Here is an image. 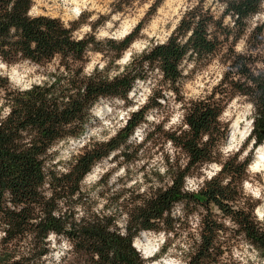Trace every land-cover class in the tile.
Returning a JSON list of instances; mask_svg holds the SVG:
<instances>
[{
	"label": "clouds",
	"instance_id": "9594fccd",
	"mask_svg": "<svg viewBox=\"0 0 264 264\" xmlns=\"http://www.w3.org/2000/svg\"><path fill=\"white\" fill-rule=\"evenodd\" d=\"M0 264H264V0H0Z\"/></svg>",
	"mask_w": 264,
	"mask_h": 264
},
{
	"label": "trees",
	"instance_id": "16d2710c",
	"mask_svg": "<svg viewBox=\"0 0 264 264\" xmlns=\"http://www.w3.org/2000/svg\"><path fill=\"white\" fill-rule=\"evenodd\" d=\"M23 167V171H22V178L26 179L27 176L29 175L30 173V167L28 165H22Z\"/></svg>",
	"mask_w": 264,
	"mask_h": 264
}]
</instances>
